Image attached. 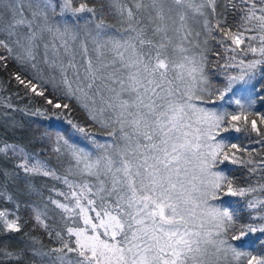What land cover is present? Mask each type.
<instances>
[{
	"label": "snow or ice",
	"instance_id": "1",
	"mask_svg": "<svg viewBox=\"0 0 264 264\" xmlns=\"http://www.w3.org/2000/svg\"><path fill=\"white\" fill-rule=\"evenodd\" d=\"M0 74V264H264V0H0Z\"/></svg>",
	"mask_w": 264,
	"mask_h": 264
},
{
	"label": "trees",
	"instance_id": "2",
	"mask_svg": "<svg viewBox=\"0 0 264 264\" xmlns=\"http://www.w3.org/2000/svg\"><path fill=\"white\" fill-rule=\"evenodd\" d=\"M2 75V74H0ZM16 91L15 87L12 86L10 92L0 93V96L10 95L11 92ZM12 102L19 107H24L27 104V100H18L13 97ZM5 111L4 108L0 107V140H5L7 142H18V143H26L27 141V133L17 127L13 126V120L19 121L21 120V114L17 112L10 113L8 118H5L2 113ZM23 120L26 122L28 120L27 117H24ZM232 167V166H228ZM239 175V173H237Z\"/></svg>",
	"mask_w": 264,
	"mask_h": 264
}]
</instances>
